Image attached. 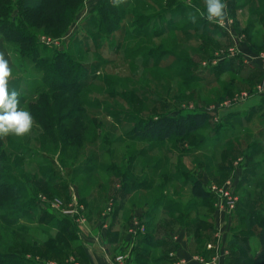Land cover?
I'll use <instances>...</instances> for the list:
<instances>
[{
	"label": "rangeland",
	"instance_id": "obj_1",
	"mask_svg": "<svg viewBox=\"0 0 264 264\" xmlns=\"http://www.w3.org/2000/svg\"><path fill=\"white\" fill-rule=\"evenodd\" d=\"M20 1L0 0V26L16 22L30 38L14 41L19 31L9 25L0 53L12 72L9 91L21 93L18 108L34 124L24 136H0L4 263L79 264L85 249L104 263L124 256L128 264V255L153 250L142 242L147 223L160 238L178 230L177 219L191 238L200 222L214 234L215 222L241 229L253 261L264 219V162L256 161L264 126L248 112L240 129L235 115L264 92V0H226L224 26L196 13L207 15L204 0H72L58 30L26 19ZM58 54L74 71L62 80ZM192 113L210 121L185 138L133 135L150 119ZM214 185L231 186L240 202L232 213ZM115 215L116 247L105 238L114 235Z\"/></svg>",
	"mask_w": 264,
	"mask_h": 264
},
{
	"label": "crops",
	"instance_id": "obj_2",
	"mask_svg": "<svg viewBox=\"0 0 264 264\" xmlns=\"http://www.w3.org/2000/svg\"><path fill=\"white\" fill-rule=\"evenodd\" d=\"M262 83H264V80ZM251 100L249 111H247V108H243L242 110L240 109L239 114L235 115L237 117H243L241 124L239 125L240 129L246 130L244 123L246 122L245 116L248 112H251L253 115V120L256 119L260 126H264V92L255 95ZM243 107H245V105ZM257 137L258 142L256 148L261 150L264 148V140L261 139L260 136ZM259 159L264 162V151L260 153L258 152L256 161ZM244 172V169H240V175L238 174V178H236L235 181L236 184H238L237 186L240 185L241 181L239 180L244 176ZM263 177L264 176L262 175V178H259V180L263 179ZM116 216L117 215H115L110 222V230L113 231L114 235L111 236V234H108V236L105 237L107 242L114 247L121 242V237L117 233L120 228L118 223H115L116 221H114ZM174 223L175 226L178 227V230H175L177 232L171 231L169 236L167 235L160 238L159 236L154 235V246H150L153 250L146 252L141 251L139 255L134 254V257L128 255V264H202L198 261L197 256H202L205 261H211L212 258L216 257L213 264H255L252 260L248 259L250 257L247 252L249 241L242 236V233H239L241 229L234 230L229 228L222 231L219 226L220 223L218 224L215 222V230L219 231L218 234L217 232L214 234L210 231L211 226L208 222H200V224L198 223V226H200L199 229L201 228V230L197 235L195 234V237L191 238V235H189V225L183 221L179 222V219L174 221ZM174 235L176 238H173ZM208 235L211 237V240H213L211 241L212 243L208 241ZM169 238L171 239L169 240ZM209 244L214 245V250L211 251V249H208V246H210ZM258 248L259 243L257 249ZM105 258L107 257L102 254L89 253L84 249L80 253H76L75 260H77L79 264H108L103 262Z\"/></svg>",
	"mask_w": 264,
	"mask_h": 264
},
{
	"label": "trees",
	"instance_id": "obj_3",
	"mask_svg": "<svg viewBox=\"0 0 264 264\" xmlns=\"http://www.w3.org/2000/svg\"><path fill=\"white\" fill-rule=\"evenodd\" d=\"M70 1L72 2V0H21L20 7H22L25 11L30 12V14L26 13L27 15H24L26 19H36V21L42 23V26H44L46 29L53 28L58 30L62 28L63 20H65V18L67 17L66 14L68 13V8L66 9V5L67 2ZM75 1L80 2L83 0ZM65 11L67 12L66 14ZM72 13H74V11H72ZM9 25H11L12 29L14 28L13 30H15V27L17 26L16 22L10 24L8 21L1 22V36L6 37V35L12 32L8 30ZM17 28L19 33L15 31L12 34V39L14 41L19 40L22 42L30 38L28 37V33L22 31L23 28L21 26H17ZM55 58V60L57 61V64L55 66L56 77H59L62 80V78H67V76L74 73L72 67L69 69V66H71V60L69 61L67 59H63L64 57H62V55L60 54L55 56ZM57 91H64V89L62 86H60V88L54 92ZM68 91L73 92L72 89H69ZM209 121L210 116L207 113H192L179 117L161 115L156 119H150L138 124L133 130V135L139 140H151L160 142L168 141L172 138L182 139L200 131L208 124ZM154 231L155 230L152 226V223H147L146 237H144V241L142 240L144 244L147 243V245L149 246H154ZM258 243V254L254 257L253 262L255 264H264V219L259 223ZM146 251L148 250L145 249L144 252ZM3 257L4 256L0 253V264H16L4 263Z\"/></svg>",
	"mask_w": 264,
	"mask_h": 264
},
{
	"label": "clouds",
	"instance_id": "obj_4",
	"mask_svg": "<svg viewBox=\"0 0 264 264\" xmlns=\"http://www.w3.org/2000/svg\"><path fill=\"white\" fill-rule=\"evenodd\" d=\"M114 6L124 0H113ZM207 15L199 8L196 13L210 23L224 26L228 18L226 0H204ZM193 23L196 22V15L189 17ZM12 75L9 63L3 53H0V136L13 133L16 136L27 134L34 124V117L30 112L18 108L21 93L16 89L9 91V77Z\"/></svg>",
	"mask_w": 264,
	"mask_h": 264
},
{
	"label": "built area",
	"instance_id": "obj_5",
	"mask_svg": "<svg viewBox=\"0 0 264 264\" xmlns=\"http://www.w3.org/2000/svg\"><path fill=\"white\" fill-rule=\"evenodd\" d=\"M210 191L217 197L222 209H225L229 211L230 213H232L235 210L236 205L239 203V199L234 196V193L231 190L230 185H226L224 187H218L214 185L210 188ZM141 232L143 233L145 232L144 227H142ZM208 249H212V246H208ZM126 260H127V257L120 256L116 259V263L117 264H127ZM198 261L202 264H213L212 262L205 261L204 258H200Z\"/></svg>",
	"mask_w": 264,
	"mask_h": 264
}]
</instances>
